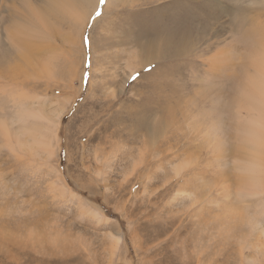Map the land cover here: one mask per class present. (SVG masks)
<instances>
[{"label":"rangeland","instance_id":"rangeland-1","mask_svg":"<svg viewBox=\"0 0 264 264\" xmlns=\"http://www.w3.org/2000/svg\"><path fill=\"white\" fill-rule=\"evenodd\" d=\"M25 1L34 63L5 38L22 0H0V264H264V0ZM20 92L48 151L18 135Z\"/></svg>","mask_w":264,"mask_h":264},{"label":"bare ground","instance_id":"bare-ground-1","mask_svg":"<svg viewBox=\"0 0 264 264\" xmlns=\"http://www.w3.org/2000/svg\"><path fill=\"white\" fill-rule=\"evenodd\" d=\"M41 1L44 2V0H41ZM70 1L75 3L77 0H70ZM21 3L22 4L18 7L14 6L13 8H10L11 11L8 12V16H9V24L8 25L12 29L10 28V30H8L9 28L8 29L6 28L5 38L8 40L10 47H13L18 52L21 53L22 61H24V60L25 61H27V60L31 61L32 60L31 62L34 63V59H35L34 55H35L36 51H40V52L42 51L41 46H43V44L38 43V42L35 43L32 40L27 39V30L29 31V34L31 36L32 30L38 29V24L34 20H32L29 23V20H28V24H29V29H28L26 11H25V13L23 12L24 9L25 10L27 9V2L25 0H22ZM51 3L52 2L50 0H47V5H49V4L51 5ZM84 3L85 2H83V4ZM77 5L78 4H75L74 8H66L65 7L64 10H63V6H62V7H60V9L58 8V13L61 12L64 16L67 15L68 17H70L69 20H73L76 22V21H78V19L82 18L80 6H77ZM18 8H21L22 12L18 11L19 10ZM39 8H40V6H39ZM50 11H52V10H50ZM86 13L87 12H85L83 14V18L81 19L82 23H84V21L86 20L85 19L87 17ZM82 23L80 22V26L82 25ZM43 30H45V29L43 28ZM39 32H41V33L43 32L41 30V27L39 28ZM16 33H17V36H19V38H21L17 42L12 41V40H16V39H14L16 36ZM161 38H162L161 40H163V42L160 44H162L164 46V50H162L160 53H163V54L167 53V49L169 48L170 45H172L171 44L172 42L174 44L175 43L178 44L177 46H181L183 43V41L178 37H177V41H174L172 39L169 43L167 42V39H166V38H168L167 36H161ZM70 41H71V39H70ZM148 45H153V42H150ZM143 46H145V45H141L139 49L142 50ZM7 49L9 50L8 47H7ZM42 52H44V51H42ZM142 52H143V55H147V54L149 55V57H148V55L145 56V57H148V58H146V60H144V62H147V63L151 62L155 58H158L157 56L159 54V51H153L152 52L151 50H149L148 52H145V53L143 50ZM179 52H181V48L177 47V48H173L171 50L170 54L179 53ZM132 53H135V51H131L129 53V55ZM219 55H221V53H219ZM257 63H258V61H257ZM24 64H26V66H29V63H24ZM253 67H254V65H253ZM258 73H259V77H258L257 83H259L260 88L258 87L259 88L258 91L254 90V94H257L258 96H260V99L258 100L259 103H258V108H257L258 109V113H257L258 118L255 121L256 125H257V131H255V133H254L253 146L251 148V154H250V160H251L250 165H251V167L249 168L248 173L251 175L249 178L253 182V186L260 188V189H262V191H264V189H263V187H264V55H263L262 62H261V68L258 70ZM248 79H249V77H248ZM254 88L255 89L257 88V84ZM25 97H26V94L20 92V93H18V95L16 97L11 98V101L13 102V106L17 107L16 112L13 115V119H14V121H18L20 123L19 129H21V133H19L18 135H20L24 132H28L29 138L33 139L37 145L41 146L43 151H45L46 149L48 151V149H49L48 147H49V143H50L49 142L50 141V136H49L50 131H48V129H49L51 122H53V118H51L52 116L50 117L48 115H45L40 109H36V112H31V109H27V107L24 106L26 104V100H27ZM249 98H250V96H249ZM249 107H250V105H249ZM58 111L60 112L61 110L59 109ZM58 117H59V115H58ZM44 121H46V122H44ZM33 124H34V126H33ZM9 131H10V133H12V130L9 129Z\"/></svg>","mask_w":264,"mask_h":264},{"label":"snow or ice","instance_id":"snow-or-ice-1","mask_svg":"<svg viewBox=\"0 0 264 264\" xmlns=\"http://www.w3.org/2000/svg\"><path fill=\"white\" fill-rule=\"evenodd\" d=\"M87 44L90 45L91 44V39L89 37H87ZM133 79H136V76L134 75L132 77Z\"/></svg>","mask_w":264,"mask_h":264}]
</instances>
